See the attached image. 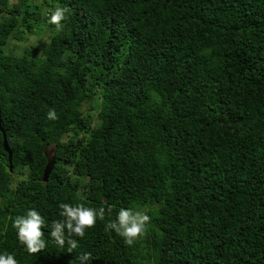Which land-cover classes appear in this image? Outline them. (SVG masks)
<instances>
[{"label": "trees", "instance_id": "1", "mask_svg": "<svg viewBox=\"0 0 264 264\" xmlns=\"http://www.w3.org/2000/svg\"><path fill=\"white\" fill-rule=\"evenodd\" d=\"M0 113V254L264 264V0H0ZM61 203L113 210L75 252L45 227L29 255L12 221ZM121 208L151 219L131 248L105 231Z\"/></svg>", "mask_w": 264, "mask_h": 264}, {"label": "clouds", "instance_id": "2", "mask_svg": "<svg viewBox=\"0 0 264 264\" xmlns=\"http://www.w3.org/2000/svg\"><path fill=\"white\" fill-rule=\"evenodd\" d=\"M65 10L55 9L49 20L50 24L56 25V30L62 29V21L65 19ZM49 120H56L57 113L54 109L47 112ZM60 219L54 220L50 225L46 224L44 217L36 210L29 209L24 215L16 216L12 221V228L16 231L19 243L24 246L29 255H36L46 249L43 229L50 227V239L60 249L68 253L75 252L86 236V231L96 227L97 221H105L106 214H112V207L92 208L83 204L73 205L61 203L58 205ZM151 223L150 216L146 211L139 209L121 208L114 220L105 224V231L114 232L119 236L126 247H134L136 243L147 235ZM80 264H87L91 259V253L84 252L76 257ZM0 264H18L15 256L5 252L0 254Z\"/></svg>", "mask_w": 264, "mask_h": 264}, {"label": "water", "instance_id": "3", "mask_svg": "<svg viewBox=\"0 0 264 264\" xmlns=\"http://www.w3.org/2000/svg\"><path fill=\"white\" fill-rule=\"evenodd\" d=\"M0 131L2 132L3 134V144H4V149L5 151L8 153L9 155V162L10 164L12 163V157H13V153L9 147V144H8V141H7V135H6V132L5 130L2 128V125H1V113H0ZM54 165H55V162L48 159V164L46 165L45 169H44V181L45 182H48L49 180V177L54 169Z\"/></svg>", "mask_w": 264, "mask_h": 264}, {"label": "rangeland", "instance_id": "4", "mask_svg": "<svg viewBox=\"0 0 264 264\" xmlns=\"http://www.w3.org/2000/svg\"><path fill=\"white\" fill-rule=\"evenodd\" d=\"M39 38H41V42L42 43H46V42H48L49 41V38L48 37H45V35H44V37H42L41 35H33V36H30V41H29V44H34V43H36L37 41H38V39ZM28 44V43H27ZM42 45V44H41ZM41 45H39V47H42ZM16 46H18V48L20 49V48H22L23 46H25V43L23 42H16ZM52 149H53V147H49V152H51L52 151Z\"/></svg>", "mask_w": 264, "mask_h": 264}]
</instances>
